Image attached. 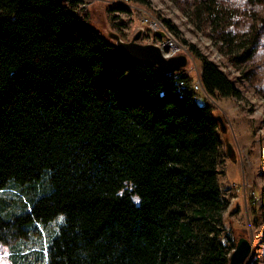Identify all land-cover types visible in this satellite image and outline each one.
Here are the masks:
<instances>
[{
    "label": "trees",
    "instance_id": "16d2710c",
    "mask_svg": "<svg viewBox=\"0 0 264 264\" xmlns=\"http://www.w3.org/2000/svg\"><path fill=\"white\" fill-rule=\"evenodd\" d=\"M80 4L0 0V245L11 264H229L214 106L178 86L195 80L185 69L122 57ZM195 12L214 32L227 22L216 0ZM189 49L208 97H241Z\"/></svg>",
    "mask_w": 264,
    "mask_h": 264
},
{
    "label": "rangeland",
    "instance_id": "374dc122",
    "mask_svg": "<svg viewBox=\"0 0 264 264\" xmlns=\"http://www.w3.org/2000/svg\"><path fill=\"white\" fill-rule=\"evenodd\" d=\"M82 1L76 11L86 13L91 26L110 41L115 42L111 36L117 35L128 42L140 32L141 44L166 43L165 53L171 50V43L178 48L175 55L188 58L185 72L195 79L200 72L189 49L193 45L234 82L241 94L239 99L207 98L227 129L222 135L224 157L218 178L228 201L223 217L235 244L246 238L253 247L250 261L264 264V5L251 7L245 0H216L227 22L214 32L206 26L204 14L196 16L201 0H146V5L129 0L128 13L112 11L123 4L122 0ZM164 20L175 30L169 29ZM153 23L166 32L163 39L154 37ZM219 32L229 33L233 40L219 42ZM254 35L255 42L248 43ZM245 45L251 50L250 58L237 64L233 58L243 53ZM9 256V249L0 245V264H11Z\"/></svg>",
    "mask_w": 264,
    "mask_h": 264
},
{
    "label": "water",
    "instance_id": "95a60500",
    "mask_svg": "<svg viewBox=\"0 0 264 264\" xmlns=\"http://www.w3.org/2000/svg\"><path fill=\"white\" fill-rule=\"evenodd\" d=\"M59 3H63L66 0H56ZM163 39L165 37L164 32H154V37ZM115 46L119 54L131 61L140 62L149 66L156 67L165 73H176L182 69H185L188 65V58L185 55H175L166 57L164 50L166 44H141L139 42L141 33L138 32L128 42H124L119 36L113 35ZM216 121L219 125V130L222 135L227 132L226 125L221 116H216ZM227 153H229V144L226 142ZM253 247L250 241L246 238H240L237 240L235 247L230 255L229 264H249L252 257Z\"/></svg>",
    "mask_w": 264,
    "mask_h": 264
},
{
    "label": "built area",
    "instance_id": "2783aa9c",
    "mask_svg": "<svg viewBox=\"0 0 264 264\" xmlns=\"http://www.w3.org/2000/svg\"><path fill=\"white\" fill-rule=\"evenodd\" d=\"M122 1H126V7L130 8V6L128 5L129 0H122ZM114 4H115V6H117V3H114ZM151 31L153 32V35H154V32H158V31L159 32H164L165 35H167L166 32L162 29V26L160 24L156 25L155 23H153V25L151 27ZM163 44H166V43H163ZM170 46H172L171 43H170ZM174 47H175L174 51H172V48H171V50L169 52H166V53L164 52V55L166 57L175 56V54L178 51V48L176 46H174ZM179 76H180V74H175L174 78L177 80V78H179ZM178 86L182 90L189 89L190 91H194L195 93H201L205 98H208V96L205 94V92L203 90V87H202V84H201L199 76H197L195 78V80L191 83V85L186 84V82L183 80L182 82L181 81L178 82ZM194 101L198 102V96H195Z\"/></svg>",
    "mask_w": 264,
    "mask_h": 264
},
{
    "label": "bare ground",
    "instance_id": "6f19581e",
    "mask_svg": "<svg viewBox=\"0 0 264 264\" xmlns=\"http://www.w3.org/2000/svg\"><path fill=\"white\" fill-rule=\"evenodd\" d=\"M120 2V1H119ZM123 2V4H125V5H121V6H125L126 7V1H122ZM117 6H118V3H117ZM119 6H120V4H119ZM168 46H170V45H168ZM171 48H172V51H174L175 50V47L172 45L171 46Z\"/></svg>",
    "mask_w": 264,
    "mask_h": 264
}]
</instances>
